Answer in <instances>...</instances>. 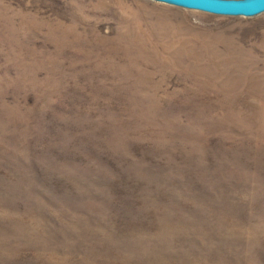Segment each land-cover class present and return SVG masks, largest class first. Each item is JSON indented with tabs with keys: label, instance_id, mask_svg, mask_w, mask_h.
<instances>
[{
	"label": "rangeland",
	"instance_id": "1",
	"mask_svg": "<svg viewBox=\"0 0 264 264\" xmlns=\"http://www.w3.org/2000/svg\"><path fill=\"white\" fill-rule=\"evenodd\" d=\"M0 264H264V13L0 0Z\"/></svg>",
	"mask_w": 264,
	"mask_h": 264
},
{
	"label": "water",
	"instance_id": "2",
	"mask_svg": "<svg viewBox=\"0 0 264 264\" xmlns=\"http://www.w3.org/2000/svg\"><path fill=\"white\" fill-rule=\"evenodd\" d=\"M206 13L253 18L264 13V0H157Z\"/></svg>",
	"mask_w": 264,
	"mask_h": 264
}]
</instances>
